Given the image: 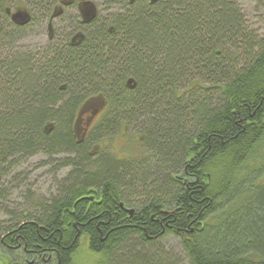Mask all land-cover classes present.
<instances>
[{
	"label": "trees",
	"instance_id": "obj_1",
	"mask_svg": "<svg viewBox=\"0 0 264 264\" xmlns=\"http://www.w3.org/2000/svg\"><path fill=\"white\" fill-rule=\"evenodd\" d=\"M97 17L79 45L60 33L39 53L6 50L0 17V264H78L83 246L89 264H184L169 234L187 264H264V35L238 0ZM38 155L46 196L18 170Z\"/></svg>",
	"mask_w": 264,
	"mask_h": 264
},
{
	"label": "flooded vegetation",
	"instance_id": "obj_2",
	"mask_svg": "<svg viewBox=\"0 0 264 264\" xmlns=\"http://www.w3.org/2000/svg\"><path fill=\"white\" fill-rule=\"evenodd\" d=\"M142 1L151 4L160 0H0V17L10 27L9 30L15 32L12 46L7 45L6 50L12 48V51L17 52L39 53L41 49L55 46L54 41L59 38L60 33L70 40H66L67 44L77 46L84 39L87 27L98 18V14L125 13L128 5ZM103 109L94 116L82 134H79V123L83 120L80 116L76 125V133L80 139ZM85 124L87 125V121ZM133 213L134 211L131 214ZM28 254L32 256L31 253ZM28 263L36 264L34 258Z\"/></svg>",
	"mask_w": 264,
	"mask_h": 264
},
{
	"label": "rangeland",
	"instance_id": "obj_3",
	"mask_svg": "<svg viewBox=\"0 0 264 264\" xmlns=\"http://www.w3.org/2000/svg\"><path fill=\"white\" fill-rule=\"evenodd\" d=\"M239 4L241 5L243 12L245 13L248 23L253 30H255L258 34L264 35V0H238ZM108 13H102V15ZM90 100V99H89ZM87 102V101H86ZM91 108L87 111H84L81 115V120L79 123L80 133L84 131L86 127V121L91 115ZM99 116V115H98ZM99 118V117H98ZM121 141H116L114 147L117 150H120L122 147ZM45 156H35L30 158L24 163L19 165L20 172H29V182L30 187L33 190V194L35 196H46L50 192L54 191L55 182H54V171L51 170L50 166L41 165V162L45 160ZM68 169L60 170L57 173V177H61L67 173ZM14 173V170H13ZM11 172V174H13ZM16 201L20 200V198L16 195H13ZM21 203V202H20ZM5 213L3 212L2 208L0 207V221L6 220ZM162 244L167 250H171L177 256H180V259L183 261L184 264L186 263L185 253L182 248L181 242L179 238L175 237L172 234L163 238ZM87 248L83 246V251H80L76 258V262L78 264H89L94 260V256L90 255L87 251Z\"/></svg>",
	"mask_w": 264,
	"mask_h": 264
},
{
	"label": "water",
	"instance_id": "obj_4",
	"mask_svg": "<svg viewBox=\"0 0 264 264\" xmlns=\"http://www.w3.org/2000/svg\"><path fill=\"white\" fill-rule=\"evenodd\" d=\"M105 105H106V100H105V98H104L103 96L93 97V98H91L90 100H88V101L83 105V107H82V109H81V112H80V116H81V114H82L84 111H87V110L90 109V108L92 109V110H91V115H90V117L87 119V125H86V126H88V125L92 122L94 116H95V115H96L101 109H103ZM91 199H94V197L92 196ZM129 211H130V213L133 212V210H129Z\"/></svg>",
	"mask_w": 264,
	"mask_h": 264
}]
</instances>
